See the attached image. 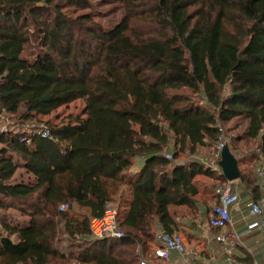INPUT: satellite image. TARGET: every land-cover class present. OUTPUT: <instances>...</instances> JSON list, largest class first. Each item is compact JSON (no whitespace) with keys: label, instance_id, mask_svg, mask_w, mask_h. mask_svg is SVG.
<instances>
[{"label":"trees","instance_id":"16d2710c","mask_svg":"<svg viewBox=\"0 0 264 264\" xmlns=\"http://www.w3.org/2000/svg\"><path fill=\"white\" fill-rule=\"evenodd\" d=\"M124 2L108 26L66 10L88 0H0V112L17 125L0 128V264H139L158 231L177 232L171 209L194 206L201 177L226 181L200 149L211 158L220 126L239 116L249 118L246 152L228 145L255 164L240 179L262 195L264 0ZM77 99L84 117L40 118ZM41 122L49 137L25 129ZM19 169L33 180H15ZM122 186L133 195L124 236L93 238L73 206L101 216Z\"/></svg>","mask_w":264,"mask_h":264},{"label":"crops","instance_id":"0c3cea01","mask_svg":"<svg viewBox=\"0 0 264 264\" xmlns=\"http://www.w3.org/2000/svg\"><path fill=\"white\" fill-rule=\"evenodd\" d=\"M43 117L45 116H40L41 119ZM239 117L236 118L238 119ZM246 118L249 126V118ZM232 121L234 120L227 124ZM241 164L246 165V162ZM262 164L264 162H260L257 168ZM143 165L144 160L141 158L139 162H135L131 171L137 173L142 169ZM207 179L212 180V178ZM234 185L241 195L242 202L232 210V221L226 227V231L232 240H235L238 235L240 236L232 254L235 262L229 263V255L226 253L224 245L216 239L220 230L210 225L209 219L212 216L213 207L217 204V197L214 191L215 186L212 183L207 184L205 182L201 187L200 193L195 197L194 206L180 205L171 209L177 221L176 231L182 233L185 238L184 243L190 248V250L187 249V256L182 258L174 253L169 259L156 258L157 262L161 261L163 264H264V233L261 230H248L247 228L251 219V216H249V204L255 200L254 194L243 185L240 178L234 180ZM259 185L260 194L262 195L258 200L264 196V181L259 179ZM122 193L124 196L121 195ZM115 194V196L119 195L117 198L120 195L122 196L121 203L123 202L124 204L122 203L123 206L120 207V212L124 215L132 201V191L127 186H122ZM81 210L86 214L85 217L91 215L88 207L78 206L77 211L81 212ZM76 216L79 217L78 215ZM152 264H155V262Z\"/></svg>","mask_w":264,"mask_h":264},{"label":"built area","instance_id":"2783aa9c","mask_svg":"<svg viewBox=\"0 0 264 264\" xmlns=\"http://www.w3.org/2000/svg\"><path fill=\"white\" fill-rule=\"evenodd\" d=\"M25 129L33 131V134H40L43 137L50 136V128L45 122H41L37 127L35 124H26ZM221 134L216 142L214 154L210 159L200 157L201 162L212 171L222 172L219 161L222 158V151L227 144L224 128L220 126ZM23 140L28 145L32 144V137L30 135L24 136ZM165 157L172 158L170 152H166ZM257 175L260 180L264 181V164L257 168ZM215 195L217 197V204L213 207L212 216L209 219L210 225L220 230L216 239L224 245L226 253L229 255V263H234L232 256L234 247L240 239L238 235L235 240H232L226 231V227L232 221V210L238 207L242 198L240 193L236 190L234 181L219 182L215 186ZM70 208L69 204L62 203L59 210L66 211ZM120 206L109 203L101 216H91L89 227L93 238H122L124 236L123 230L120 228ZM249 216H251L248 223V230H261L264 233V196L258 201H251L249 204ZM152 254L158 259H169L172 254H178L185 258L188 254L187 247L182 237L177 233H169L165 230H160L156 234V242L152 243ZM139 264H149L146 258H141Z\"/></svg>","mask_w":264,"mask_h":264},{"label":"rangeland","instance_id":"374dc122","mask_svg":"<svg viewBox=\"0 0 264 264\" xmlns=\"http://www.w3.org/2000/svg\"><path fill=\"white\" fill-rule=\"evenodd\" d=\"M89 6L88 7H68L66 10H69L70 13L72 14H77L81 12H87L89 10H92L94 17L99 20L100 22L111 26L116 24L117 22H120L122 18H124L125 15V2L124 0H88ZM140 4V3H139ZM139 8L147 9L146 4L144 5H139ZM138 28L143 29V27L146 25L145 23H137ZM85 107V102L83 99H77L74 100L68 104H64L61 107H59L57 110L52 112L50 115L45 116L42 118V120L49 121L52 124H62L63 122L69 120L71 116H81L84 117V110ZM234 121H232L229 124H226L225 128V136L227 143H231L233 145L234 150L238 154H243L246 151V143H245V138L247 136V129H248V119L244 117H239L238 119L234 118ZM14 123L8 118V116L5 113L0 112V128H13ZM235 136V137H234ZM234 137V138H232ZM253 146H251L252 148ZM200 155L204 156V158L210 159V149H200ZM141 158H137L136 162H139ZM251 162V163H250ZM255 164L252 163L250 158L246 159V165H242L239 163L240 170L248 171L252 166ZM15 180L20 181V180H25V181H30L33 180V177L27 174L23 169H19L15 175ZM204 180V181H203ZM201 181L205 183H212V185L216 186L220 181L216 179L208 180L205 177H201ZM207 181V182H206ZM123 195V193L121 194ZM117 198V196L112 198V203L115 205H119L120 207L123 206L121 203V196ZM124 196V195H123ZM78 210V206L74 205L72 208V212L75 215H78L81 218L85 217V213L81 210ZM11 217H12V222H21L25 223V220H27L25 217L21 216L20 213L12 210L10 211ZM120 217H122V214H120ZM182 239L184 240V236L182 233L177 232ZM185 241V240H184ZM186 245V244H185ZM151 248L148 253L145 255H142V258H146L149 260V262H157V259L152 256V248L153 244H150ZM187 249L190 250V248L186 245Z\"/></svg>","mask_w":264,"mask_h":264},{"label":"water","instance_id":"95a60500","mask_svg":"<svg viewBox=\"0 0 264 264\" xmlns=\"http://www.w3.org/2000/svg\"><path fill=\"white\" fill-rule=\"evenodd\" d=\"M219 165L222 169V174L227 180L234 181L240 178L241 172L239 168V161L237 157L231 152L228 143L223 148L222 158L219 161Z\"/></svg>","mask_w":264,"mask_h":264}]
</instances>
